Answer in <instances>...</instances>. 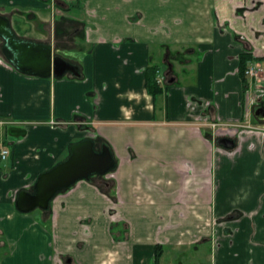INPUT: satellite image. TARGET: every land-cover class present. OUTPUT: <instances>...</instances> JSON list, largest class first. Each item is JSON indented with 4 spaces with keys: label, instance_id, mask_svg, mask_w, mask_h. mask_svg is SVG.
<instances>
[{
    "label": "crops",
    "instance_id": "0c3cea01",
    "mask_svg": "<svg viewBox=\"0 0 264 264\" xmlns=\"http://www.w3.org/2000/svg\"><path fill=\"white\" fill-rule=\"evenodd\" d=\"M59 7L0 0L14 31L80 74L24 75L0 41V264H157V246L159 264H264V131L242 126L256 85L239 72L243 54L264 60V0ZM169 64L153 97L147 69ZM89 139L112 149L115 170L20 213L19 194Z\"/></svg>",
    "mask_w": 264,
    "mask_h": 264
},
{
    "label": "water",
    "instance_id": "95a60500",
    "mask_svg": "<svg viewBox=\"0 0 264 264\" xmlns=\"http://www.w3.org/2000/svg\"><path fill=\"white\" fill-rule=\"evenodd\" d=\"M0 38L4 41L3 55L20 73L41 79H62L67 74L79 77L78 67L60 57H54L52 47L19 38L11 28L10 21L0 15ZM254 114L264 121V107H256ZM217 144L233 149L235 141L219 138ZM70 157L52 170L40 175L34 193L22 192L16 202L20 213L27 214L36 209L48 210L50 203L61 191L93 176H106L115 168V161L107 146L101 152L95 149L92 139L74 144Z\"/></svg>",
    "mask_w": 264,
    "mask_h": 264
},
{
    "label": "trees",
    "instance_id": "16d2710c",
    "mask_svg": "<svg viewBox=\"0 0 264 264\" xmlns=\"http://www.w3.org/2000/svg\"><path fill=\"white\" fill-rule=\"evenodd\" d=\"M2 43L4 46V41H2ZM252 60H253V58H252L251 54H245L242 56L241 64H240V75L242 76L243 79L245 78V70L247 68L248 62H250ZM158 72H159V69L157 66H151L150 68L147 69V77H146V79H147V81H146L147 90H148L149 94H151L153 97H156L159 94H161L162 90H163V86L160 85L158 82ZM170 83H171V78L169 77V74H167L165 76V85H169ZM107 147L110 149V151L112 153L113 159L115 161V168H116L117 161L114 157L112 149L109 146H107ZM95 149L97 152H101L102 147L100 149H98L96 146V143H95ZM70 155H71V153H70ZM115 168L112 171H114ZM94 177H102L103 178L105 176L96 175V176L91 177L90 180ZM65 190H67V189H65ZM65 190H63V191H65ZM33 193H34V188H33ZM161 257H162V248H161V246H157L156 247V253H155V258H156L157 264H159V260Z\"/></svg>",
    "mask_w": 264,
    "mask_h": 264
},
{
    "label": "flooded vegetation",
    "instance_id": "af4514ba",
    "mask_svg": "<svg viewBox=\"0 0 264 264\" xmlns=\"http://www.w3.org/2000/svg\"><path fill=\"white\" fill-rule=\"evenodd\" d=\"M72 0H49V3H50V7H51V10L53 11V12H56L57 13V11H59V2H62V3H66V2H71ZM0 15L1 16H3L1 13H0ZM3 17H5V16H3ZM5 18H7V17H5ZM8 20H9V18H7ZM10 21V20H9ZM10 24H11V22H10ZM11 28H12V25H11ZM13 29V28H12ZM14 31V30H13ZM15 32V31H14ZM16 34V33H15ZM17 35V34H16ZM18 36V35H17ZM19 37V36H18ZM20 38V37H19ZM22 39V38H21ZM240 40H242V41H244L245 40V38L244 37H241V38H239ZM25 40V39H24ZM0 41L2 42L3 40L0 38ZM248 54H250V53H248ZM243 55H245V54H243ZM243 55H241L240 56V59H239V72H240V64H241V59H242V56ZM184 58V57H183ZM253 58V57H252ZM184 62V61H183ZM252 62H255V63H257V64H259V66L261 67V69H262V72H261V82L259 83V84H255L254 82H252L251 80H249L248 78V81H250V84H255L256 86L254 87L255 88V91H256V101H255V105H254V107H253V115H254V118H256L258 121H260L258 118H257V116H255V114H254V109L256 108V107H264V68H263V63H264V60H255L254 58H253V60L252 61H250V62H248V65L250 64V63H252ZM170 66H168L169 68H168V70H166V74L165 73H162L161 72V70H159V72H158V82H159V84L160 85H162L163 87L165 86V76L167 75V74H171L172 73V71H173V68H172V64H169ZM248 65H247V67H248ZM246 71V70H245ZM245 78H246V76H245ZM252 82V83H251ZM260 123H263L264 124V121H261Z\"/></svg>",
    "mask_w": 264,
    "mask_h": 264
},
{
    "label": "rangeland",
    "instance_id": "374dc122",
    "mask_svg": "<svg viewBox=\"0 0 264 264\" xmlns=\"http://www.w3.org/2000/svg\"><path fill=\"white\" fill-rule=\"evenodd\" d=\"M75 1H77V0H72L71 2H75ZM13 26H14L15 31H17V33H19V34L20 33H22V34L24 33L23 36H19L22 39H26V40L31 41L29 38H35L36 37L35 35H33V33H31L32 30L31 31L30 30L29 31L28 30L27 31H22L21 30L19 32L17 27H16V25L13 24ZM41 33L46 35V32L43 29L41 30ZM25 37H27V38H25ZM263 68H264V63H263ZM259 124L260 123L258 122V120L256 118H254L253 111H251V113H249L248 116L246 117V124H244L242 126H246V127H248L249 130H252V131H260V130L264 131V124L263 125L260 124L261 126H258ZM222 129H224L226 131V133H228L229 135L230 134L236 135V130H232V129L229 130L228 128H222ZM234 129H239V127L238 128H234ZM37 211H38V209H36L33 212H37Z\"/></svg>",
    "mask_w": 264,
    "mask_h": 264
},
{
    "label": "built area",
    "instance_id": "2783aa9c",
    "mask_svg": "<svg viewBox=\"0 0 264 264\" xmlns=\"http://www.w3.org/2000/svg\"><path fill=\"white\" fill-rule=\"evenodd\" d=\"M261 72L262 69L259 66V64L252 62L248 65L245 71V76L252 82H254L256 85L261 82ZM10 155V151L8 148H1L0 150V158L2 160H6Z\"/></svg>",
    "mask_w": 264,
    "mask_h": 264
}]
</instances>
